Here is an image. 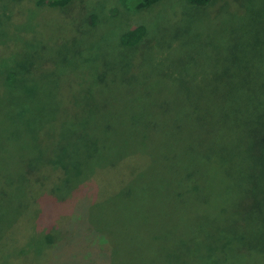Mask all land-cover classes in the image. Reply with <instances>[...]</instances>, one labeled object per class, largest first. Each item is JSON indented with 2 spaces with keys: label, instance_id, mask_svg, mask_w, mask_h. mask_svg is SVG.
<instances>
[{
  "label": "rangeland",
  "instance_id": "obj_1",
  "mask_svg": "<svg viewBox=\"0 0 264 264\" xmlns=\"http://www.w3.org/2000/svg\"><path fill=\"white\" fill-rule=\"evenodd\" d=\"M134 6L133 0H72L62 8L39 5L37 0H0V71L15 69L21 49L28 48L26 60L32 59V65L46 60L52 62L54 56L64 59L61 62L63 70L70 77V80L64 81L66 90L84 88L98 91L100 96L89 105V112L96 113L99 108L114 113L112 124L115 132L111 136L114 142L98 145L99 150L110 146L119 149L121 134L117 128H123L121 125L125 122L139 116L144 122L160 118L161 112L151 114L142 113V110L150 106L158 107L164 97L178 89H184L187 94L185 87H189L196 100L205 104L204 110L208 114L207 101L213 92L238 90L255 93L261 90L264 93V0H212L204 6H196L189 0H161L149 7ZM91 14L97 15L95 24L90 22ZM255 18L259 21L255 22ZM142 24L147 28V35L136 45L123 46L120 50L121 35ZM230 29L234 35H239L240 40L236 37L233 40ZM255 33H259L260 40L253 41ZM236 43L239 45L235 46ZM65 46L69 48H61ZM118 48L132 59L148 57L151 64L162 70L161 73L157 68H149L155 76L139 75L141 71L147 72L145 68L115 73V67L102 66L110 59L113 64ZM17 71L20 76L27 74L31 78L39 75L41 69L38 71L32 67L29 73L21 67ZM225 77L231 78V83L227 89H218V83L221 84ZM1 81L0 90H4ZM46 82L49 86L54 85L49 78ZM235 83L240 84L237 86ZM31 95L34 103L40 98L35 90ZM55 98L53 96L52 99ZM29 110L36 113L30 106ZM170 113L163 114L165 125L185 124L172 121ZM17 125L21 126V120ZM201 125L210 130L203 121L198 124ZM236 138L230 132L220 142L231 168L224 176L228 186H235V177L242 174L240 166L244 154L238 150ZM204 139L201 140L206 143L204 148L211 146L212 141ZM169 140L165 137V146ZM38 142L39 139H36L35 143ZM194 142L198 148L199 141L195 139ZM146 143L147 155L138 157L134 172L126 170L124 173L121 168H95L97 170L94 169L91 175L96 174L94 178L78 187V191L69 198L68 186L63 185L55 188L53 197L41 201H35V193L21 200L25 188L16 194L11 193L17 201H12L16 208L8 206L7 200L0 203V264H166L159 262L161 255L154 253L153 247L156 244H172L174 238L160 236L155 239L156 233L179 216L181 228H177L173 235H186L188 230L194 229L204 203L192 197L195 194L188 199L182 197L176 203H161L162 185L167 178L172 186L169 190L175 188L171 177L176 178L178 172L173 166V159L167 162V167H163L161 161L151 156L152 147H162L164 140ZM13 147L12 153L17 150V154H23V142H16ZM34 155L35 158L39 156L36 148ZM94 157L101 160L99 152ZM127 158L131 159L132 155ZM194 160L191 166L199 162V179L215 188L218 186L216 183H223L220 179L216 183L210 181L218 175V168L211 167L202 157ZM129 161L133 163L132 159ZM153 168L161 172L157 180L152 177ZM117 172H122V177H129L121 181V175H118V181H114ZM75 175L77 177V173ZM83 179L81 177L80 181ZM61 183L65 185V182ZM240 183L238 185L242 186ZM209 191L212 195L216 194ZM64 195L66 200L59 202ZM228 195V213L237 216L234 212L238 199L232 193ZM205 208L209 209V206ZM22 210L27 211L23 221L19 219ZM94 221V226L108 236V246L104 250L86 248L88 243L96 246L101 240H96L91 232ZM249 227L246 224V228ZM61 228L64 230L62 233ZM55 232L58 233V240H54ZM249 232L253 235L251 229ZM76 237L88 243H77L81 238ZM259 238L264 241V228ZM236 264H264V255L248 256Z\"/></svg>",
  "mask_w": 264,
  "mask_h": 264
},
{
  "label": "trees",
  "instance_id": "obj_2",
  "mask_svg": "<svg viewBox=\"0 0 264 264\" xmlns=\"http://www.w3.org/2000/svg\"><path fill=\"white\" fill-rule=\"evenodd\" d=\"M133 1L135 2L134 7L143 8L157 4L161 0ZM189 1L196 6H204L212 0ZM71 2L72 0H37L39 5L48 4L54 8L66 7ZM90 16L91 24H95L97 15L91 14ZM254 20L259 21L256 18ZM231 32L234 35V31ZM146 35L147 28L144 24L124 32L120 37V50L123 46L136 45ZM235 37L240 40L239 35H234L233 40ZM260 39L259 33H255L253 41ZM238 45L239 43L235 44V46ZM21 50L14 65L16 70L0 71V81L2 80L1 83L5 86L4 90H0V150H3L0 154V203L7 200L8 206L16 208L12 201L15 203L17 201L12 198L11 193L16 194L24 188L26 191L21 200L26 195L31 196L34 193L35 201L46 200L47 197H53L55 188L62 185L68 186L69 198L78 191V187L81 188L85 182L94 178L96 174L91 175L95 168H102V170L110 167L121 168L124 173L126 170L134 172L138 157L147 155L146 142L164 140L162 147H152L151 156L154 160L161 161L163 167H167V162L173 159V166L178 175L176 178L171 177L175 183V188L171 190L169 188L172 186L166 178L161 188V203H176L182 197L186 196L188 199L189 196L195 194L192 197L199 198L204 206L195 220L194 229L188 230L186 235L181 237L173 235L178 230L177 228H181L178 224L179 216L170 221L166 228L163 227L161 231L159 230L160 232L156 233L155 239L160 236L174 238L172 244H156L153 247V252L161 255L158 258L159 262L164 261L166 264H236L237 261L248 256L259 255L261 257L264 255V241L259 238L264 228V93H261L263 91L258 90L260 92L255 93L238 90L213 92L207 101L210 112L208 114L204 110L205 104H200L196 100L189 87H185L187 94L184 89H178L164 97L165 100L158 107L150 106L142 110V113L151 114L161 112L158 121L144 122L140 116L138 119L127 121L121 125L123 128L120 126L117 128L121 134L119 149L110 146L99 150L98 145L114 142L111 136L115 132L112 124L114 113L101 111L99 108L96 113L88 110L89 105L99 98L100 92L84 88L66 90L64 81L70 80V77L69 73L63 70L64 65L61 62L64 59L60 60L54 56L52 62L46 60L32 65V59L26 60L29 53L28 48ZM120 50L118 48L113 64L110 59L109 64L104 62L102 66L115 67V73L145 68L147 72L141 71L139 75L143 76L145 73L147 76H155L149 72V68L157 67L149 62L148 57L143 56V59L136 60ZM58 55L61 57V54L58 53ZM29 63L30 67H26ZM21 67L29 73L32 67L38 71L41 69V72L31 78L27 74L20 76L17 69L20 70ZM157 69L161 73L162 70ZM47 78L54 82L53 86L48 85ZM230 80L231 78L225 77L221 84L218 83V89H227L226 87L231 83ZM34 90L40 94L36 103L31 101V93ZM53 96L56 98L52 99ZM119 98L126 97L119 96ZM29 106L35 109L36 113L30 112ZM169 111L172 112L170 113L172 121L185 124L165 125L162 120L163 114ZM19 120H21L22 127L17 125ZM209 120L211 124H208ZM201 121L210 130L204 129L203 125L198 126ZM230 132L236 135L235 142L239 145L237 148L244 154V161L240 166L242 174L235 177V186L225 185L224 176L228 175L231 168L225 157L226 150L220 146L223 136ZM165 137L172 140L166 141V146ZM201 138L211 140V146L204 148L206 143H203ZM36 139H39L38 144L35 143ZM195 139L199 141L198 148L195 145ZM20 141L24 143L23 154H17V150L12 153L11 148H14L13 145ZM35 148L38 149L37 158L34 155ZM98 152V158L101 160L94 157L98 156ZM130 154L133 163L127 158ZM82 156H84L83 160ZM200 157L204 158L211 167L215 166L216 170L218 168V175L210 180L218 182L220 179L223 182L221 184L215 182L218 185L216 188L209 182L199 179V162L191 166L195 163L194 158L199 159ZM76 167L80 170L74 171ZM55 169L59 170L55 171ZM122 172L115 174L114 181L119 179L118 175H121V181L129 177L125 174H123L125 177H122ZM151 173L154 174L153 178L156 177L154 180L161 176V172L155 168L151 169ZM81 177L85 179L80 181ZM61 182H65V185ZM177 185H179L178 188H176ZM35 188H38L36 192L33 191ZM209 190L216 194L212 195ZM229 193L238 199L237 209L234 212L237 216L228 213ZM65 200L64 195L59 202ZM206 205L209 209L205 208ZM26 212L23 210L20 212L21 221L24 220L23 216ZM95 222L93 225L90 222L91 226L99 228L94 226ZM246 224L250 227L246 228ZM92 227L91 232L95 239H101L99 243L92 246L85 239L76 237L81 238L77 243L87 242V250H104L105 246H108V236L102 233L100 228L93 229ZM249 229L253 235L249 234ZM62 232L64 230L61 228ZM55 234L54 240H58V233L55 232ZM1 243L0 240V246Z\"/></svg>",
  "mask_w": 264,
  "mask_h": 264
}]
</instances>
